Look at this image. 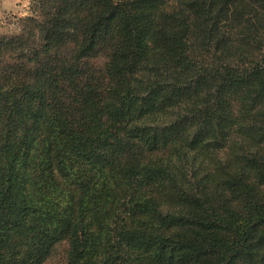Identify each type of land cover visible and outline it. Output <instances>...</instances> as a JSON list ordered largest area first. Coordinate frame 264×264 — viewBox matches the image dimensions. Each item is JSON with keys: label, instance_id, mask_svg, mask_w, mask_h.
Wrapping results in <instances>:
<instances>
[{"label": "trees", "instance_id": "1", "mask_svg": "<svg viewBox=\"0 0 264 264\" xmlns=\"http://www.w3.org/2000/svg\"><path fill=\"white\" fill-rule=\"evenodd\" d=\"M0 33V264H264V0H32Z\"/></svg>", "mask_w": 264, "mask_h": 264}, {"label": "rangeland", "instance_id": "2", "mask_svg": "<svg viewBox=\"0 0 264 264\" xmlns=\"http://www.w3.org/2000/svg\"><path fill=\"white\" fill-rule=\"evenodd\" d=\"M0 33L13 34L18 31L19 18L32 14V0H0ZM63 246H58L54 254L44 264H60Z\"/></svg>", "mask_w": 264, "mask_h": 264}, {"label": "crops", "instance_id": "3", "mask_svg": "<svg viewBox=\"0 0 264 264\" xmlns=\"http://www.w3.org/2000/svg\"><path fill=\"white\" fill-rule=\"evenodd\" d=\"M0 3H1V1H0Z\"/></svg>", "mask_w": 264, "mask_h": 264}]
</instances>
